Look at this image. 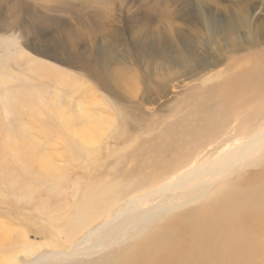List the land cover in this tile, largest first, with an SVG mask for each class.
Instances as JSON below:
<instances>
[{"label": "rangeland", "instance_id": "obj_1", "mask_svg": "<svg viewBox=\"0 0 264 264\" xmlns=\"http://www.w3.org/2000/svg\"><path fill=\"white\" fill-rule=\"evenodd\" d=\"M262 65L264 0H0V77L8 80L0 86V121L8 120L6 131L19 124L33 128L41 152L65 175L58 178L66 183L60 200L69 204L67 213L96 176L126 193L152 192L138 188L141 177L123 178L145 165L142 151L154 158V148L184 143L196 104ZM24 86L40 99L23 107L32 119L6 112L8 98ZM89 118L101 128L87 147L74 137L83 141L80 131ZM259 125L264 130V120ZM41 128L46 136L38 133ZM11 154L5 149L2 160L8 162ZM10 165L12 178L20 177L18 162ZM151 169L144 167L140 176L154 177ZM6 179L0 175V233L27 229L32 242H45L38 234L50 231L51 214L38 215L39 203L19 200L3 186ZM37 189L53 190L50 184ZM118 247L110 245L100 264H113L125 251ZM256 257L241 264H264V253Z\"/></svg>", "mask_w": 264, "mask_h": 264}, {"label": "bare ground", "instance_id": "obj_2", "mask_svg": "<svg viewBox=\"0 0 264 264\" xmlns=\"http://www.w3.org/2000/svg\"><path fill=\"white\" fill-rule=\"evenodd\" d=\"M7 82L0 77V86ZM225 86L195 103L194 126L184 130V143L154 148V158L142 151L146 163L141 170L152 168L154 177L140 176L139 168L123 174L124 179L141 177L138 188L151 187L152 192L142 194L135 183V190L126 193L125 187L106 185L96 176L82 186L68 213L69 204L60 200L65 175L41 152L33 128L19 124L6 131L8 120L0 121V175L8 178L3 186L26 204L37 201L38 215L51 214L50 231L38 234L45 242H32L27 229L2 230L0 264H100L110 245L120 244V253L125 250V239L133 243L113 264H241L249 256L257 259L256 254L264 253V165H258L264 161V130L259 125L264 120V65ZM36 98L24 86L8 98L11 112H6L32 119L23 107L40 100ZM100 128L96 118H89L80 131L83 141L79 135L74 138L88 147ZM250 128L254 133L245 135ZM38 133L45 135L46 130ZM5 149L12 152L8 162L2 160ZM14 162L21 174L15 179ZM47 184L53 190L39 193L37 187L43 190ZM54 197L63 202L57 205ZM138 207L139 215L133 212Z\"/></svg>", "mask_w": 264, "mask_h": 264}]
</instances>
